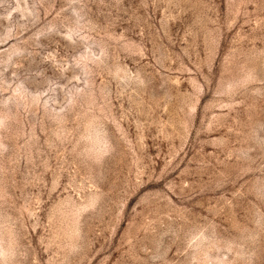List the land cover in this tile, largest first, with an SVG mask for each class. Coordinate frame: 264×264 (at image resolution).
I'll use <instances>...</instances> for the list:
<instances>
[{
	"label": "rangeland",
	"instance_id": "obj_1",
	"mask_svg": "<svg viewBox=\"0 0 264 264\" xmlns=\"http://www.w3.org/2000/svg\"><path fill=\"white\" fill-rule=\"evenodd\" d=\"M0 264H264V0H0Z\"/></svg>",
	"mask_w": 264,
	"mask_h": 264
}]
</instances>
